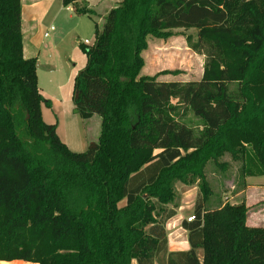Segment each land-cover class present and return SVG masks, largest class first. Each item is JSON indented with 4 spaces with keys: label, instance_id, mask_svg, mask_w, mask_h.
I'll return each mask as SVG.
<instances>
[{
    "label": "trees",
    "instance_id": "trees-1",
    "mask_svg": "<svg viewBox=\"0 0 264 264\" xmlns=\"http://www.w3.org/2000/svg\"><path fill=\"white\" fill-rule=\"evenodd\" d=\"M78 1L63 4L95 16ZM22 7L0 0V261L264 264V226L248 224L245 198L223 202L207 171L226 177L238 163L236 192L264 176V0L111 7L95 21L94 42H79L87 63L72 99L83 119L101 118L99 138L84 152L43 118L42 104L52 102L39 86L37 56L24 54ZM180 28L197 30L186 40L205 55L202 77L141 75L150 37ZM187 112L199 129L183 119ZM177 182L198 185L199 194L195 219L182 221L189 248L170 251Z\"/></svg>",
    "mask_w": 264,
    "mask_h": 264
},
{
    "label": "rangeland",
    "instance_id": "rangeland-1",
    "mask_svg": "<svg viewBox=\"0 0 264 264\" xmlns=\"http://www.w3.org/2000/svg\"><path fill=\"white\" fill-rule=\"evenodd\" d=\"M121 0H80L77 3L85 9L94 8L96 10L95 16L89 17L88 15L79 16L74 11L73 7L76 6L72 4V11L69 12L66 10V6L60 3L59 9L57 7V15L54 18L49 19V24L54 25V31L50 33L49 37L42 36L43 46H54V52H48L47 56L45 48L41 54L39 70H40V86L44 90L56 94L58 90L59 83L66 81V78H71L72 76V66L73 63L69 58L72 57L71 51L72 48L76 45L78 48V40L84 41L86 38L90 41V45L94 42L95 34V21H98L99 24L103 23L107 12L112 6L118 4ZM45 2H43L44 5ZM72 13L73 17H76L74 20H71L68 17V14ZM77 26V27H76ZM73 28H76L75 31ZM196 29H173L168 31V35L165 37L151 36L148 41V46L143 50L142 55L145 60V66L141 71V75H156L159 74V80L163 81H181L187 82L191 80H199L202 77L205 55L195 52L192 48L189 47V44L186 40L188 35H191L193 39L196 38ZM78 39V40H77ZM78 53L80 55L79 65L76 67V72L73 76L72 82H70L64 92L67 94L72 93L74 77L76 73L82 69L87 63V55L82 50L78 48ZM55 59H53V57ZM53 59L54 63H51ZM50 64L55 65V73H49ZM180 70L179 74H161L164 70ZM70 80V79H69ZM69 82V81H68ZM175 101V100H174ZM73 118L75 117L73 112H71ZM79 124L83 129V126L86 127L87 135L90 141H97L98 136L101 131V118L98 115H94L91 119L85 120L78 113ZM189 125L194 127V129L200 128V120L196 118L191 112H187L183 118ZM67 123V127H73V129H78V125H73ZM83 124V126H82ZM87 147L82 151H86ZM81 152V151H78ZM229 160L228 158H225ZM239 164L236 162L231 163V169L227 173L226 177H223L213 166H210L208 171L209 180L212 184V187L215 193L222 199L223 202L236 203L243 198L246 200V189L243 190L242 187L239 188V191L236 192L235 189V180L239 177L238 173ZM254 179L260 181H254V184H258L260 189L264 187V176H260ZM239 180V179H238ZM241 181V180H239ZM248 184V183H247ZM176 189L178 197L176 200L177 214H179L180 224L177 233L180 238V243L175 242V227L173 221L170 226H168V233L170 234L172 250L185 249L189 247L187 244L188 233L185 232V229L182 227V221L187 220L193 214V209L195 202L197 200L199 187L198 185H186L181 182L176 183ZM253 203L250 206L249 216L253 218L255 212L259 209L264 208V196L255 198ZM217 202V198H216ZM215 207V205L210 204L209 207ZM9 263V262H8ZM136 264V263H134Z\"/></svg>",
    "mask_w": 264,
    "mask_h": 264
},
{
    "label": "crops",
    "instance_id": "crops-1",
    "mask_svg": "<svg viewBox=\"0 0 264 264\" xmlns=\"http://www.w3.org/2000/svg\"><path fill=\"white\" fill-rule=\"evenodd\" d=\"M43 2H45L44 5H43ZM22 3H23V7H22V18H23L22 31H23V36H24V54L26 57L37 56V58H38V63H37L38 78H39V86H40V70H39L40 67H39V64H40L41 54L45 48L47 49V52H45L46 56H47L48 52L53 53L55 50L54 46H51V47L43 46L42 36H43V34L45 36L46 31H48L51 26H54V25L49 24L48 21L50 18H54L57 15V13L59 12V11H57V7L59 9V5H60V3L63 4V0H22ZM73 9L76 12V16H77V14L79 16L83 15V14H79L76 11V7L75 8L73 7ZM66 10L71 12L72 11V4L66 6ZM68 17L71 20H74L76 18V17H73L72 13H69ZM73 29L75 31H77L76 28H73ZM49 36H50V34H49ZM49 36H47V37H49ZM86 39H88V38H86ZM94 39H95V34H94ZM79 42H83V41L78 40V46H79ZM78 48H80V46ZM78 48L76 47V45L72 48V51H71L72 57L69 58L70 61L73 63L72 73H71L72 76H71V78H70V76H69V78H66L65 82L59 83L60 85L58 86V90H57L56 94H53L51 92L44 90L43 88H41V86H40V88H41V91H42V94L44 95V97L46 99L51 100V102H52L51 107H48L44 103L42 104V114H43L44 120L48 123H56L57 124V132H58L60 138L68 145V147L71 150H73L75 152H78V151L82 152L88 146L90 140H89L88 135H87L86 127L83 126V124H82V126H83V129H82L80 124H79V119L77 116L78 111H76V108H75V105H74V102L72 99L73 94L72 93L67 94L66 92H64V89L66 88V86L70 82H72L73 76L76 72V67H77V65H79L80 55L78 53ZM55 57L56 56H54L53 59H55ZM53 59H51V57H50L51 63H54ZM48 69L50 71L49 72L50 74L55 73V70H56L55 65L50 64V67ZM74 79H75V77H74ZM72 92H73V88H72ZM71 112H73V114H75L74 118H73V116H71L72 115ZM67 123L68 124L71 123L74 126L79 124L78 129H73V127L68 128ZM98 138H99V136H98ZM254 178H257V177L247 178L248 187L246 189V196H247L246 197V203L249 207L253 203L254 195L256 196L255 198H259V197L264 196V187L263 188L260 187V189H259L258 184H254L255 183L254 181L255 180L260 181V180L254 179ZM260 182H262V181H260ZM178 216H179V214H176V216H174L173 218H171L168 221L167 232H168V228H169L168 226L171 225L172 221H173L172 224H174L175 228L177 226H179L180 220H179ZM247 222L250 226H264V208H261L257 212H255L253 215V218H250V216L248 215ZM175 231H176L175 242L179 244L180 238L177 236L178 235L177 233H180V232H178L179 231L178 228H176ZM185 232H187V231L185 230ZM187 238H188V236H187ZM168 239H169V250L175 251L173 249L172 250L170 249L171 240H170V234L169 233H168ZM186 243L188 244V239H187ZM188 248L186 247L185 249H179V250H186ZM0 264H37V263L26 262L23 260H14V261H10L9 263L7 261H0Z\"/></svg>",
    "mask_w": 264,
    "mask_h": 264
},
{
    "label": "built area",
    "instance_id": "built-area-1",
    "mask_svg": "<svg viewBox=\"0 0 264 264\" xmlns=\"http://www.w3.org/2000/svg\"><path fill=\"white\" fill-rule=\"evenodd\" d=\"M54 29H55L54 26H51V27L49 28V30L46 31L45 36H46V37L49 36V34L51 33V31H53ZM83 42H84L85 44H87V45H90V41H89L88 39L84 40ZM194 219H195V216H194V215H191L190 217L187 218L188 221H193Z\"/></svg>",
    "mask_w": 264,
    "mask_h": 264
},
{
    "label": "water",
    "instance_id": "water-1",
    "mask_svg": "<svg viewBox=\"0 0 264 264\" xmlns=\"http://www.w3.org/2000/svg\"><path fill=\"white\" fill-rule=\"evenodd\" d=\"M77 111V110H76Z\"/></svg>",
    "mask_w": 264,
    "mask_h": 264
}]
</instances>
